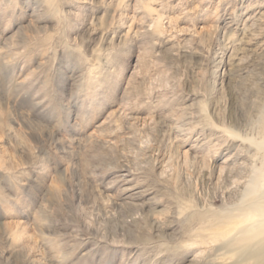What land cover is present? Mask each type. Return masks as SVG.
Here are the masks:
<instances>
[{
  "label": "rangeland",
  "instance_id": "374dc122",
  "mask_svg": "<svg viewBox=\"0 0 264 264\" xmlns=\"http://www.w3.org/2000/svg\"><path fill=\"white\" fill-rule=\"evenodd\" d=\"M263 189L264 0H0V264H253Z\"/></svg>",
  "mask_w": 264,
  "mask_h": 264
},
{
  "label": "bare ground",
  "instance_id": "6f19581e",
  "mask_svg": "<svg viewBox=\"0 0 264 264\" xmlns=\"http://www.w3.org/2000/svg\"><path fill=\"white\" fill-rule=\"evenodd\" d=\"M124 175H126V177L124 176L125 178H123L122 181V195L131 199L128 202L137 203L135 200H137V198H139V196L142 194L143 188H141L140 185L131 183L132 177L129 173ZM247 193H251V189L250 191L247 190ZM240 210L242 214H245L252 219L249 223L241 226L237 230L239 236H237L233 242V244H235L234 251L237 253L239 258L241 257V261L249 260L253 264H264V189L261 192V195H256L253 197L250 202L241 206ZM235 219L236 218L233 217V219L230 220L231 223H236L237 220ZM227 231L228 230L225 227L220 229L221 234H225ZM238 263L239 261H234L230 264Z\"/></svg>",
  "mask_w": 264,
  "mask_h": 264
}]
</instances>
